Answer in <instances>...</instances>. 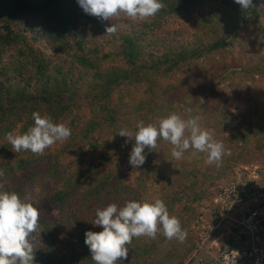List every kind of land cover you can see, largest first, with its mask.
<instances>
[{
  "label": "trees",
  "instance_id": "trees-1",
  "mask_svg": "<svg viewBox=\"0 0 264 264\" xmlns=\"http://www.w3.org/2000/svg\"><path fill=\"white\" fill-rule=\"evenodd\" d=\"M163 3L154 17L133 21L102 20L77 0H0V191L40 210L29 236L35 264H95L84 240L87 230H102L92 224L96 209L153 197L179 218L187 239L133 238L118 264H184L200 242L198 204L212 199L217 180L241 164L264 165V0L247 11L234 0ZM111 24L114 33L106 32ZM233 68L242 73L241 89L229 96L211 90L200 122L230 152L220 167L191 150L177 160L162 139L155 150L145 148L142 166L129 163L134 141L118 134L122 128L180 114L179 106L193 105L189 87H207ZM36 111L54 122L69 119L71 136L42 154L13 152L7 133L26 132ZM116 147L132 180L106 169Z\"/></svg>",
  "mask_w": 264,
  "mask_h": 264
},
{
  "label": "clouds",
  "instance_id": "clouds-1",
  "mask_svg": "<svg viewBox=\"0 0 264 264\" xmlns=\"http://www.w3.org/2000/svg\"><path fill=\"white\" fill-rule=\"evenodd\" d=\"M242 11L253 7L254 0H234ZM78 5L89 15L102 20H111L121 15L133 21H147L163 7V0H77ZM117 31L115 25L106 32ZM34 125L26 132L7 133V141L15 153L31 151L42 154L57 142L63 143L72 134L69 126L54 122L48 114L32 113ZM200 117L184 118L171 112L160 119L159 124L137 121L134 128H122L118 134L134 141L129 155V163L138 168L146 161L145 148L155 150L157 141H168L173 147L171 155L184 159L191 150L193 156L206 153L205 163L220 167L225 155H230L224 144L217 141L200 124ZM2 187V185H0ZM40 218V210L31 200L24 199L15 191H0V264H35L34 248L29 240ZM95 226L102 230L85 232L84 243L91 252L95 264H118L127 260L129 245L133 238L155 239L161 233L166 239H176L180 243L187 239L178 217L171 215L165 202L159 197L142 200H128L123 205L115 203L97 208Z\"/></svg>",
  "mask_w": 264,
  "mask_h": 264
},
{
  "label": "built area",
  "instance_id": "built-area-1",
  "mask_svg": "<svg viewBox=\"0 0 264 264\" xmlns=\"http://www.w3.org/2000/svg\"><path fill=\"white\" fill-rule=\"evenodd\" d=\"M263 172L257 164L241 165L211 200L198 204L199 217L193 227L200 242L184 264H264V243L255 241L264 222ZM221 228L229 230L223 240L230 243L213 251ZM232 242L237 244L230 245Z\"/></svg>",
  "mask_w": 264,
  "mask_h": 264
},
{
  "label": "rangeland",
  "instance_id": "rangeland-1",
  "mask_svg": "<svg viewBox=\"0 0 264 264\" xmlns=\"http://www.w3.org/2000/svg\"><path fill=\"white\" fill-rule=\"evenodd\" d=\"M260 11H261V18H260V24L263 26L264 28V3L260 4ZM234 53L236 54L239 50L236 44L233 45L232 47ZM250 50H245L244 52H241V54H246L248 53ZM242 73L240 71V69H236L233 68L231 69L227 76L225 77L224 75H220L215 77L212 82L207 86L204 87L200 82L197 83L195 85V87H189V93L194 96L193 99V105L188 108L186 106H179V112L180 115L183 116L184 118H190L193 116H199L200 117V121L201 122V118L202 115L208 111L210 109V104L208 101V95L211 92V90H220L222 91V93L224 95H231L235 92H237L238 90L241 89V84H242ZM88 109L85 106H82L81 110L79 111L80 114H87ZM69 119L67 120H62V123H67ZM18 131V130H16ZM57 144L53 145V148L56 147ZM108 155V153L106 154ZM111 157L109 158L107 165H106V169L112 167V168H116L119 172L120 175L126 177L128 180H132V174H131V170L130 168L127 166L125 160L123 159V150L120 147H116L113 149L112 152H110ZM207 159V157H206ZM259 166H261L264 169V165H262L261 163H255ZM241 165H246V164H241ZM239 165V166H241ZM238 166V167H239ZM234 173V171H233ZM230 174L228 177L230 178L232 175ZM225 177V178H220L217 180V184L215 186V188L217 189L221 184L225 183L229 178ZM262 179L264 181V172L262 174ZM45 188L47 189V185L45 186ZM44 209L46 214H48L49 216H55L53 208L51 207L50 204L45 203L44 204ZM229 230L226 228H221L219 230L218 236H219V240H218V245L213 246L214 249H212L213 251L216 250V248L220 247L223 248L227 245H229V243H224L225 239L227 236H229ZM212 236H215V232L214 233H210ZM217 235V234H216ZM212 238V237H210ZM256 243L261 244L264 243V222L261 224L260 229L258 230L257 234H256V239H255ZM237 243L232 242V244L230 245H236ZM212 245V244H211Z\"/></svg>",
  "mask_w": 264,
  "mask_h": 264
}]
</instances>
